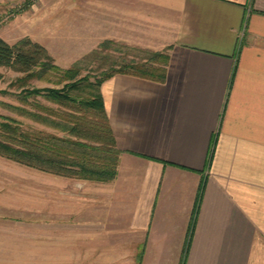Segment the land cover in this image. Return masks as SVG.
I'll return each instance as SVG.
<instances>
[{"label": "crops", "instance_id": "0c3cea01", "mask_svg": "<svg viewBox=\"0 0 264 264\" xmlns=\"http://www.w3.org/2000/svg\"><path fill=\"white\" fill-rule=\"evenodd\" d=\"M56 12L76 14L73 29L87 21L73 61L103 42L140 45L168 53L167 79L103 83L118 175L38 170L48 180L18 209L32 217L12 230L14 264H264V0H71ZM56 38L39 43L71 44Z\"/></svg>", "mask_w": 264, "mask_h": 264}, {"label": "trees", "instance_id": "16d2710c", "mask_svg": "<svg viewBox=\"0 0 264 264\" xmlns=\"http://www.w3.org/2000/svg\"><path fill=\"white\" fill-rule=\"evenodd\" d=\"M168 63V53L156 52L145 63L126 64L101 75L81 76L78 67L58 66L46 47L38 42L24 38L10 44L0 37V66L22 73L15 81L21 89L17 97L29 106H14V111L54 131L26 130L20 120L0 115V156L67 178L115 180L121 150L105 108L102 85L116 73L165 82ZM31 81L53 83V86H31ZM213 155L214 148L210 162ZM193 228L194 223L190 235ZM181 264H185V256Z\"/></svg>", "mask_w": 264, "mask_h": 264}, {"label": "rangeland", "instance_id": "374dc122", "mask_svg": "<svg viewBox=\"0 0 264 264\" xmlns=\"http://www.w3.org/2000/svg\"><path fill=\"white\" fill-rule=\"evenodd\" d=\"M58 1L62 4L64 1L71 0H0V37L10 44H15L24 38L38 43L40 41L56 42L57 35L67 38L71 43L74 36H87L88 29L85 28L87 21L80 23L84 27L73 29V26L78 24L74 20L76 14L56 12ZM107 44V42L101 43L98 49L80 61H73L74 56L82 54V52L74 51V48L87 49V44L83 46L72 43L42 45L46 47L58 66L62 69L78 67L81 76L101 75L104 72L117 70L126 64L145 63L147 62L144 61L145 59L153 56L152 51L140 45L130 44L122 50L114 47L111 51L110 48L108 50ZM20 76L22 73L6 66H0V115L20 120L26 130L44 129L54 132L14 111V106L29 107L17 97L21 89H18L15 81ZM30 85L52 87L53 83L31 81ZM46 180L48 179L40 171L0 156V264H14V254L11 253L14 245L12 230L25 228L24 220L32 217L26 211L18 209L19 207L24 208L26 198H31L29 194H33L32 198H37L34 197L36 195L39 197L42 182ZM10 206L17 209L9 208Z\"/></svg>", "mask_w": 264, "mask_h": 264}]
</instances>
